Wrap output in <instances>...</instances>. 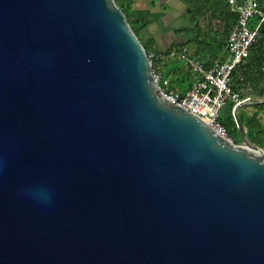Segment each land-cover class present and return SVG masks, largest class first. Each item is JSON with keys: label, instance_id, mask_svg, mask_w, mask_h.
<instances>
[{"label": "water", "instance_id": "obj_1", "mask_svg": "<svg viewBox=\"0 0 264 264\" xmlns=\"http://www.w3.org/2000/svg\"><path fill=\"white\" fill-rule=\"evenodd\" d=\"M156 85L115 0H0V264H264V149Z\"/></svg>", "mask_w": 264, "mask_h": 264}, {"label": "built area", "instance_id": "obj_2", "mask_svg": "<svg viewBox=\"0 0 264 264\" xmlns=\"http://www.w3.org/2000/svg\"><path fill=\"white\" fill-rule=\"evenodd\" d=\"M227 4L238 18L228 35L225 60H213L207 67L187 47L168 53L148 52V57L156 85L165 99L198 117L216 134L233 141L221 122L222 111L227 105L234 108L249 99H243L233 88V78L262 37L264 0H227ZM175 59L183 61L192 80L185 93L172 89L170 78L165 79L157 67L158 62Z\"/></svg>", "mask_w": 264, "mask_h": 264}, {"label": "crops", "instance_id": "obj_3", "mask_svg": "<svg viewBox=\"0 0 264 264\" xmlns=\"http://www.w3.org/2000/svg\"><path fill=\"white\" fill-rule=\"evenodd\" d=\"M130 1L132 2L130 23L143 45L165 53L189 47V42L195 40L191 45L193 56L204 64L227 58V45L222 47L228 24L226 0H193L192 2H201L202 8L197 10L195 16L190 15V6L183 0ZM192 17L198 20L199 27H195ZM252 52L257 58L264 57V35ZM245 112L252 114L255 111L253 108H247ZM259 115L264 123V111Z\"/></svg>", "mask_w": 264, "mask_h": 264}, {"label": "trees", "instance_id": "obj_4", "mask_svg": "<svg viewBox=\"0 0 264 264\" xmlns=\"http://www.w3.org/2000/svg\"><path fill=\"white\" fill-rule=\"evenodd\" d=\"M183 1H185L186 4L190 6L189 12L190 15L192 14V16L197 13V10L202 9L200 8L201 2H199L200 3L199 4L197 2H192L193 0H183ZM115 2L118 5V7L122 10V12L124 13V15L126 16V18L130 23L132 2L130 0H115ZM226 7H227L226 16H227L228 24L225 28V35L223 38L222 47L224 45H227V39L230 30L236 24L238 18L235 13L230 11L227 3H226ZM192 21L195 23V27H199L197 19L192 17ZM261 34L264 35V27L261 30ZM193 42H195V40L189 42L188 44L189 47L186 46L192 55H193V50L191 45ZM143 46L147 52L154 51L156 53H161L157 50H152L149 46L146 45ZM180 49L181 48L176 50H180ZM205 65L208 67L210 64H205ZM157 67L159 68L160 72L162 73L165 79L170 78L172 89L180 93H185L188 89H190L192 85V80L189 73L186 71L183 61L181 59H175L169 62H158ZM233 88L236 91L240 92L241 97L243 99L249 97L264 98V57L257 58L253 55V52L251 51L250 56L246 60V62L243 65H241L240 68L234 73ZM252 108L255 112H253L252 114H247L245 112L247 108H245L239 112V117L247 130L248 138L254 144L264 149V123L262 117L259 115L261 111H264V104ZM221 122L227 134L233 139V142L236 144H240L241 136L235 124L233 113H231V115H229L227 118L222 117Z\"/></svg>", "mask_w": 264, "mask_h": 264}, {"label": "rangeland", "instance_id": "obj_5", "mask_svg": "<svg viewBox=\"0 0 264 264\" xmlns=\"http://www.w3.org/2000/svg\"><path fill=\"white\" fill-rule=\"evenodd\" d=\"M233 109L234 108H231L230 105H227L222 111V117L227 118L229 115H231V113L233 112Z\"/></svg>", "mask_w": 264, "mask_h": 264}]
</instances>
